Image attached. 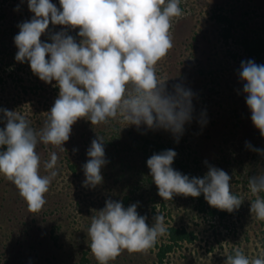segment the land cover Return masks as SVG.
Segmentation results:
<instances>
[{
    "label": "clouds",
    "instance_id": "9594fccd",
    "mask_svg": "<svg viewBox=\"0 0 264 264\" xmlns=\"http://www.w3.org/2000/svg\"><path fill=\"white\" fill-rule=\"evenodd\" d=\"M62 11L51 0H28L34 14L25 21L15 37L16 60L30 62L32 72L47 84L56 81L59 96L37 131L26 117L3 109L6 127L0 129V174L11 181L28 204L38 212L46 204L52 178L40 175L38 144L65 150L73 125L80 119L92 125L106 124L118 116L129 125H146L172 132L177 141L184 125L192 120L193 96L190 89L177 84L172 93L156 74V65L173 47L172 20L181 17L180 0H59ZM19 11V8H17ZM51 25L79 29L81 38L67 32L42 43ZM50 56V60L46 57ZM244 83L246 103L255 127L264 136V65L242 62L239 73ZM104 139L93 140L84 165L85 187L95 188L103 181ZM247 147L264 155V150ZM174 150L154 154L147 161L158 194L172 199L174 194L199 197L221 211L238 210L243 200L231 191V177L222 169L210 167L204 178L182 175L172 168ZM58 155L52 152L44 168H56ZM248 188L256 198L251 213L264 220V172L250 176ZM91 217L88 230L90 250L99 264H109L123 251L142 252L151 248L166 228L162 215L150 228L146 217L137 212V204L124 208L121 202L106 201L104 209ZM225 264H264V257L249 259L242 251L229 255Z\"/></svg>",
    "mask_w": 264,
    "mask_h": 264
},
{
    "label": "rangeland",
    "instance_id": "374dc122",
    "mask_svg": "<svg viewBox=\"0 0 264 264\" xmlns=\"http://www.w3.org/2000/svg\"><path fill=\"white\" fill-rule=\"evenodd\" d=\"M51 2L62 11L59 0ZM180 3L184 6L183 15L172 20L170 30L173 47L156 65V74L161 80H168L166 88L169 93L173 92L175 85L180 84L194 94L192 120L184 125L182 137L185 139L183 146L187 147L184 155L191 153L193 157L196 152L199 157L196 174L204 178L210 167L222 169L231 177V191L243 203L238 214L227 218V229L217 221L208 222L203 214H198L189 196L174 194L172 199L164 200L160 195H155V202L150 203L146 202L150 195H142L141 198L136 195L128 207L137 204L138 214L147 218L146 223L150 228L155 218L162 215L165 228L183 226L195 233L196 240L193 243L175 249L163 264H225L227 257L236 250L242 251L250 260L262 258L264 220L257 219L251 213V201L256 197L250 192L247 181L250 175L264 172V155L247 145L264 150V136L253 124L243 90L245 82L239 75L242 62L246 61H233L229 57L227 51L233 46H226L219 40L218 26L212 15L222 11L232 18L247 20L248 28L264 33V0H180ZM0 7L6 12L5 19L0 20V34L4 31L3 34H7L8 38L13 37L11 41L14 44L19 26L31 21L34 14L29 10L28 0H0ZM24 12L28 14L22 15ZM66 28L71 27L63 26L62 31ZM72 37L75 38L73 33ZM75 39L77 43L80 42L79 38ZM199 69L213 72L212 77L206 73L200 75ZM24 79L26 85H34L33 76L27 75ZM51 85L47 84L44 91L37 90L35 95L30 92L15 107L11 106L13 101L20 98L11 100L15 93L8 88L3 94L7 100H2L0 106L18 113V109L24 107L25 111L20 114L39 131L50 112L45 107L49 102L47 99L56 100L52 97L54 92L50 90L53 87ZM10 92L12 95H9ZM5 104L11 107L8 109ZM35 111L37 116H41L38 124L33 115ZM117 121L125 134L136 126L129 125L119 116ZM77 123L78 129L94 135L103 126L92 125L87 119H80ZM5 127L6 124L0 129ZM73 129L69 140L63 145V151L51 144L41 143L37 146L41 158L40 175L49 176L51 171L58 173L52 178L49 191L45 194L46 204L38 212L29 211L27 202L16 186L0 174V264H80L82 256L89 260L87 264H99L90 250L91 241L87 235L91 217L96 214L94 210L98 212L104 209L109 199L121 202L126 190L123 182L115 183L118 167L115 170L101 169L103 181L95 188L84 186L85 159L75 153L71 157L66 150L70 139L80 135V131L74 133ZM222 134L230 135L227 144L222 147L235 149L234 155L244 159L243 169L239 170L235 162L227 167L223 163L219 164ZM173 138L180 142L176 137ZM52 152L58 155L57 166L47 170L44 163L50 160ZM66 157L79 166L75 174L64 162ZM161 203H164V208ZM52 228L58 236L56 241L50 236ZM164 239L165 234L157 238L159 242ZM109 264L158 263L154 252L145 250L129 253L125 250Z\"/></svg>",
    "mask_w": 264,
    "mask_h": 264
},
{
    "label": "trees",
    "instance_id": "16d2710c",
    "mask_svg": "<svg viewBox=\"0 0 264 264\" xmlns=\"http://www.w3.org/2000/svg\"><path fill=\"white\" fill-rule=\"evenodd\" d=\"M180 7L181 9L184 8L181 3ZM25 14H28V12L22 13V15ZM245 14L248 15V13ZM5 17L6 12L0 7V20L5 19ZM212 19L218 26L217 35L219 40L226 46H233L232 49L229 48L227 51L229 57L233 61L251 60L257 65H264V33L248 28L249 25L247 20L232 18L230 15H227L222 11L212 15ZM62 30H64L63 26L50 24L48 31L41 36V42L51 43V37L59 32H67V34H71V36L73 33L75 38L81 40L78 35L79 29L71 30V28H66L65 31ZM3 33L4 31L0 34V102H2V100H7L3 94L9 88L15 93L11 100L20 98L13 101L11 106L15 107L20 101H23V97L29 96L30 92L35 95L37 90H46L47 87L45 86H47V83L41 81L39 77L32 72L30 62L25 61L21 63L16 60L18 48L16 44H13L11 41L13 37L10 39L7 37V34L5 35ZM46 59L50 60V56L46 57ZM198 73L200 75L206 73L210 76L213 74V72L209 71L204 72L203 69H199ZM27 75L33 76L34 85H26L24 83V76ZM52 85L53 87H51ZM52 85L49 86L51 87L50 90L54 92L52 97L57 99L59 96V88L55 86L56 81H53ZM9 95H12V93L10 92ZM47 100H49V102L45 100V103L47 102L45 107L47 111H49L54 106L56 100L50 101V98ZM6 102L9 103V101ZM5 105L8 109L11 107L10 104ZM23 108L24 107H20L18 109L20 113L25 111ZM3 109L5 108L0 106V110ZM36 113L37 111H35L33 115L36 120L35 122L38 124V122L41 121V116H37ZM77 122L73 125L72 129L74 128V133L80 131V135L78 137H72L68 142V149H66L69 152L68 154H70L71 157L74 156L73 153L78 154L79 158L85 159L86 164L89 160L87 152L91 147L92 141L97 140L99 136L103 137L105 141V160L107 163L102 167V170L107 168L115 170L118 167V171L115 173V175L118 173L115 183L120 181L125 185L124 190H126V194H124L125 196L121 201L125 208H128L130 201L136 199V195L140 198L143 197L142 195H150L146 198V202L150 203L155 202V195H159L158 188L152 179L151 171L147 166L148 159L154 154H159L169 149L174 150L177 155L172 164V168L182 175L188 176L189 179L201 178L195 172V170H199L197 167L200 162L199 157L196 156V152L193 157L191 156V153L184 155L187 147L183 146L185 139L182 135L179 137V144L173 138V136H176L171 134L170 131H166L162 128L149 129L146 125H141L139 128L135 126L131 131H128L127 134H125V130L121 128L117 118L110 119L108 123L103 124L102 128L96 133V135H94L92 132L86 133L81 131L82 129H78L79 123ZM6 123V117L4 116L3 111H0V128ZM236 124L237 123H235V125ZM228 138H230V135L222 134V141L219 145V151L222 154H220L221 157L219 164L221 165L223 163L227 167L235 162V165L237 163V168L239 170L240 168L243 169L244 159L234 155L235 149L233 150L222 147L227 144ZM4 150H6V147L0 148V151ZM71 160L72 159L66 157L64 162L68 169L75 174L79 169V166ZM193 165L197 168L193 169ZM246 165H248V163ZM110 175L114 176V174ZM259 195L264 197V193H260ZM189 197L194 202L193 209L196 210L198 214H203L208 222L217 221L219 225H223L226 229L228 228V226L225 225L227 218L232 217L234 214H238V210L234 211L235 213H228L227 211H221L211 207L203 194L195 198L191 196ZM160 205L164 208V203H161ZM53 229L54 228L51 229L50 236L52 240L56 241L58 236ZM164 234V240L160 242L156 240L155 244L147 249L149 252L155 253V258L158 264H163L167 256L175 249L180 248L183 244H191L196 240L195 233L193 231H188L183 226H168L166 227ZM233 254L234 253H232V255ZM88 262L89 260L86 259L85 256L81 257L80 264H87Z\"/></svg>",
    "mask_w": 264,
    "mask_h": 264
}]
</instances>
